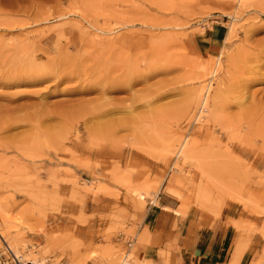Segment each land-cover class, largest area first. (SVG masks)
Masks as SVG:
<instances>
[{"label": "rangeland", "instance_id": "1", "mask_svg": "<svg viewBox=\"0 0 264 264\" xmlns=\"http://www.w3.org/2000/svg\"><path fill=\"white\" fill-rule=\"evenodd\" d=\"M3 208L48 264H264V0H0Z\"/></svg>", "mask_w": 264, "mask_h": 264}, {"label": "crops", "instance_id": "2", "mask_svg": "<svg viewBox=\"0 0 264 264\" xmlns=\"http://www.w3.org/2000/svg\"><path fill=\"white\" fill-rule=\"evenodd\" d=\"M217 38V37H216ZM170 206L169 204H163ZM172 235L165 231L162 233L159 241L162 243L159 247L164 248V240H168ZM188 239L179 238V250H172L177 260L185 264H223L227 260V240L221 236H214L207 232L197 233L192 237L188 235ZM144 257L153 258L160 261L158 255V246H147L144 250ZM227 263V262H226ZM225 263V264H226ZM240 262L239 264H241Z\"/></svg>", "mask_w": 264, "mask_h": 264}, {"label": "built area", "instance_id": "3", "mask_svg": "<svg viewBox=\"0 0 264 264\" xmlns=\"http://www.w3.org/2000/svg\"><path fill=\"white\" fill-rule=\"evenodd\" d=\"M127 244L129 245V241ZM0 264H48V262L44 261L37 263L32 261L31 259L24 257L21 253H16L8 244H5L4 247L0 249ZM120 264L128 263L124 259Z\"/></svg>", "mask_w": 264, "mask_h": 264}, {"label": "bare ground", "instance_id": "4", "mask_svg": "<svg viewBox=\"0 0 264 264\" xmlns=\"http://www.w3.org/2000/svg\"><path fill=\"white\" fill-rule=\"evenodd\" d=\"M22 42V41H21ZM30 48V47H29ZM51 66V65H50ZM53 67V66H52ZM36 70V69H35ZM59 76V75H58ZM130 82V81H129ZM102 89V88H101ZM109 89V88H108ZM108 112H110V110H102L101 112H99V114H106V113H108ZM185 152V151H184ZM186 152H188V151H186ZM186 152H185V154H186ZM140 196H142V195H140ZM5 213H6V210H5V208H3V209H0V216H1V218H0V220L1 221H5ZM0 241L2 242V243H5L4 242V239H3V237H2V233H1V231H0ZM21 244V243H20ZM131 241H129V245L127 244V248H126V250L124 251V253H123V255L121 256V259H119V262H117V264H120V262L121 261H123L124 259L126 260V262L128 263V264H130V258H129V249H130V246H131ZM5 245V244H4ZM14 245H15V243H14ZM22 246V245H21ZM27 251H31L29 248H28V250ZM32 252V251H31ZM31 252H29V253H31ZM38 253V252H37ZM40 253V252H39ZM42 255H43V253H41ZM40 254V255H41ZM31 255V254H30ZM33 256H34V254H33ZM35 256H37V258H39V256L38 255H36L35 254ZM25 257V256H24ZM31 257H32V255H31ZM42 257V256H41ZM26 258H28V257H26ZM43 258V257H42ZM29 259H31L32 261H35V262H37V263H41V262H43V260H40V258L36 261L35 260V258H30L29 257Z\"/></svg>", "mask_w": 264, "mask_h": 264}]
</instances>
